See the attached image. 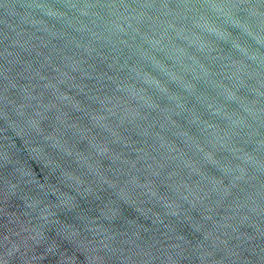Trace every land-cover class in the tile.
<instances>
[{
	"label": "water",
	"instance_id": "1",
	"mask_svg": "<svg viewBox=\"0 0 264 264\" xmlns=\"http://www.w3.org/2000/svg\"><path fill=\"white\" fill-rule=\"evenodd\" d=\"M0 264H264V0H0Z\"/></svg>",
	"mask_w": 264,
	"mask_h": 264
}]
</instances>
